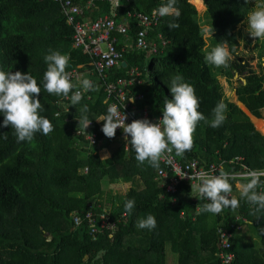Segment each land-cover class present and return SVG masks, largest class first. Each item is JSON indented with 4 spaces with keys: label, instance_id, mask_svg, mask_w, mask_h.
<instances>
[{
    "label": "trees",
    "instance_id": "16d2710c",
    "mask_svg": "<svg viewBox=\"0 0 264 264\" xmlns=\"http://www.w3.org/2000/svg\"><path fill=\"white\" fill-rule=\"evenodd\" d=\"M201 1L206 7L204 20L194 1L177 0L179 27L170 30L167 25L173 17H162L161 24L150 32V39L161 33L170 41L162 54L152 56L130 49L124 53L127 66L114 67L108 81L126 77L133 66L144 74L147 69V81L135 83L132 91L144 93V105L151 106L154 115L162 116L163 102L172 98L168 83L179 73L195 88L200 102L198 111L210 120L212 109L224 101L227 119L218 129L200 121L192 150L182 158L175 155L177 159H198L205 165L223 163L230 173L245 169L262 172L264 68L258 62L257 72L239 54L238 34L241 35L240 27L251 11L250 1ZM163 2L120 0L115 11L107 0H96V10L85 11L87 0H77L76 4L83 10L84 19L95 21L115 14L121 22L127 12L151 14ZM211 25L215 31L213 42L208 44L201 29ZM131 26L130 34L135 38L142 27ZM72 35L73 29L66 24L54 0H0V70L30 73L42 83L47 68L44 56L49 49L70 57L67 72L78 66L81 71L93 70L91 59L73 47ZM220 43L233 52L234 59L227 69L204 61V50L210 51ZM258 56H264V44ZM235 74L245 79V84L239 82L237 89L238 106L225 98L220 82L223 76L231 82ZM94 76L90 80L99 91L86 92L76 106L66 97L49 95L42 89L38 98L45 110L40 114L51 121L54 130L48 135L36 133L31 143H18L13 130L2 126L0 114V264H168L166 251L177 259V264H219L222 259L218 229L222 224L224 230L235 232L230 226L236 215L249 220L245 227L251 239L248 242L243 235L245 229L235 232L232 247L227 250L233 254L230 264H264V211L255 212L256 206L240 200L235 211L229 208L218 215L200 214L197 208L206 201L195 203L191 186L184 183L175 195L165 194L154 181L156 169L147 163L138 164L119 131L109 139L100 130L104 122L97 119L106 114L108 105L105 83L100 76ZM84 104L89 107V120L97 123L99 139L95 145H89L78 134L82 131L78 109ZM115 141H120V146L110 158L102 159L98 151L108 149ZM137 178L142 190L131 187L126 195L109 191L108 202H103L108 183L127 184ZM261 182L258 191L264 192V176ZM161 195L164 196L160 199ZM94 198L101 199L95 202V212L111 205L109 219L115 225L114 230L104 229L95 237L90 234L85 216ZM127 199L135 200L130 214L124 209ZM149 214L155 216L156 228L138 229L137 221ZM74 217L79 219L78 225L73 222ZM96 224L100 225V219ZM101 252L103 255L97 258Z\"/></svg>",
    "mask_w": 264,
    "mask_h": 264
},
{
    "label": "clouds",
    "instance_id": "9594fccd",
    "mask_svg": "<svg viewBox=\"0 0 264 264\" xmlns=\"http://www.w3.org/2000/svg\"><path fill=\"white\" fill-rule=\"evenodd\" d=\"M245 2L247 3V0ZM176 4L177 0H165L153 12V15L160 17H173L167 25L170 30L179 27L176 20L180 16V11ZM119 5L117 0L116 7ZM201 31L204 39H208L213 36L215 29L213 25L203 26ZM246 31L254 41L256 40V43L259 40L264 41V4L257 5L248 12ZM131 45H133L132 41ZM131 49H134L133 46ZM204 53V61L217 68L227 69L233 60V52L224 43L217 44L210 51L205 49ZM69 60L68 55L62 54L58 50L49 49L48 54L44 56L47 68L43 73L42 83H38L30 73L0 70L2 126L10 127L13 130V135L18 143L25 141L31 143L36 133L48 135L54 130L51 121L40 114L45 110L38 98L42 89L49 95L70 98V104L74 106L80 104L84 93L99 91L98 85L90 79L84 78L76 83L72 81L70 74L66 71ZM168 87L172 98L163 102L162 117L157 123H153L147 118L134 119L130 123H125V113L121 114L118 106L114 104L109 105L106 114L97 119V121L104 122L101 130L109 139L115 137L117 128L122 129L123 138L126 141L125 146L134 151L138 164L147 163L156 171L160 169L161 159L166 154L174 152V155L182 158L186 152L192 150L194 133L200 121H204L213 129H218L227 119V104L224 101L218 102L212 109L210 120L198 111L200 102L195 88L185 82L179 73L170 78ZM78 112V126L85 131L91 124L87 115L89 112L88 105L84 104L78 109ZM56 115L59 117L60 114L57 113ZM3 138L6 140L8 137L5 134ZM200 163L205 165L201 161ZM246 171L245 174L236 175ZM240 173H230L221 167L218 175L198 171L194 174L182 173L178 176L184 179L187 175L191 181V193L194 194V201L198 200V203L206 201L197 209L200 214L218 215L224 209L229 208L235 211L239 207L240 200H245L247 203L256 206L255 212L264 211V192L258 191L264 172L245 169ZM233 182H235V189L239 195H233ZM91 205L93 206L89 207L87 213H93L95 217V214L99 217L101 213H106L109 217L107 209L102 212H95L93 211L95 203H91ZM134 208V199L125 200L124 209L126 213H132ZM108 220L110 221V219ZM111 223L113 228L110 230H114L115 225L113 222ZM156 226V218L151 214L147 215L146 218H140L136 223L138 229L150 231ZM102 255L103 252L98 253L97 258Z\"/></svg>",
    "mask_w": 264,
    "mask_h": 264
},
{
    "label": "built area",
    "instance_id": "2783aa9c",
    "mask_svg": "<svg viewBox=\"0 0 264 264\" xmlns=\"http://www.w3.org/2000/svg\"><path fill=\"white\" fill-rule=\"evenodd\" d=\"M54 1L55 4L59 5L62 14L65 16L66 24L73 29V47L80 49L84 55H87L91 59V63H93L91 65L94 67L93 70H91V72L88 71L87 74L85 71L80 70L81 66L68 71L72 81L76 83L78 80L84 78L90 79V73L98 75L105 83V104L108 106L113 104L118 106L121 114L125 113V123H130L134 119L144 118H147L153 123H157L162 116L154 115L151 106L144 105L145 94L132 91L135 83L141 84L147 81L146 78L141 77L145 74L138 66L129 68L126 77L117 78L115 81H108V75L114 67L122 66L124 53L130 50L128 41H132L134 49L141 50L147 54H162V51L169 45L170 41L163 35H159L157 43H150L149 38L150 32L161 24L162 17L153 15V10L151 14L127 12L124 20L121 22H118L117 15L115 14L102 16L95 21H91L83 18V10L76 4L77 0ZM95 1L96 0H87L85 11L91 9L96 10ZM107 1L113 7L114 11L120 7V5L116 7L117 0ZM190 1L193 3L192 0ZM118 2L120 4V0H118ZM131 24L142 27L135 38H132L130 34L132 29ZM120 43H122L121 48L118 47ZM145 72L147 74V69H145ZM66 100H70V98H66ZM100 128L102 129V125H100ZM96 130L97 123L91 121L90 126L85 130L86 132L82 130L79 131L78 134L84 136L89 145H95L99 139ZM116 131L121 133V138L124 140L123 130L117 128ZM124 142L126 143L125 140ZM221 167L223 168V163H212L208 166L202 165L197 159L182 163L176 158L174 152H172L166 154L161 159L160 169L156 171L154 181L158 184L160 190L163 188L165 194L175 195L181 183L191 186V181L187 178V175L194 174L198 171H206L210 174L218 175ZM262 172H264V170H262ZM182 173L187 174L184 179L178 176V174ZM245 173H247V171L236 175ZM163 196L164 195H161L160 199L163 198ZM194 202L198 203V200ZM86 219L88 220L90 234H93L94 237L104 229L109 230L113 228L106 213H101L98 218H96L93 213H87ZM98 219H100L99 227L97 225L98 223L96 224ZM234 221L230 227L235 230L236 233L237 230H243L246 224H249L248 219L242 215H236ZM73 222L78 225L79 219L74 217ZM240 222L243 224H239ZM221 225L222 224H220L218 233L219 248L221 251L220 257L222 261L219 264H230L233 254L230 252L227 253V250L232 247V240L236 233L224 230Z\"/></svg>",
    "mask_w": 264,
    "mask_h": 264
},
{
    "label": "rangeland",
    "instance_id": "374dc122",
    "mask_svg": "<svg viewBox=\"0 0 264 264\" xmlns=\"http://www.w3.org/2000/svg\"><path fill=\"white\" fill-rule=\"evenodd\" d=\"M193 1L196 4V8H197L198 12L201 14V17H202L201 19L204 20L206 7L204 6V4L202 3L201 0H193ZM249 1H250L251 10H253L257 5L264 4V0H249ZM246 28H247V20L240 27L241 35L238 34L239 39H240L239 54H241L243 58L247 59L250 62V65L252 66V68L258 72L259 71V68L257 66L258 62H260L261 67L264 68V61H262L261 58H259V56H258V54H259L260 50L262 49V46L264 43H262V40H259L256 43L255 42L256 40L254 41V39L252 37H250L249 33L246 31ZM159 35H163V34L160 33L155 38L150 39V43H157ZM211 39H212V36L207 39L208 44H210V41L213 42ZM132 46L134 47V45H131L130 49L132 48ZM209 46H211V45H209ZM148 55H152V54H148ZM257 56H258V58H257ZM233 59H234V57H233ZM88 71L91 72V70H85L86 74L88 73ZM93 76H94L93 73L89 74L90 78L95 77V76L94 77ZM144 77L147 79L148 75L145 74ZM243 80H245V79L240 74L235 75L234 79L231 82L229 80H227L224 76L220 77V82H221V85L223 86L225 98H227L231 103L235 104L236 106H238V104H237L238 103L237 102V89L240 85L239 82L243 83ZM261 114L264 116L263 113H261ZM262 120H264V119H262ZM100 130H101V128H100ZM120 140L122 141V139H120ZM119 142L115 141L108 149H104V150L99 151L100 157L102 159L110 158L111 155L113 154V152L120 146L121 142L120 143ZM131 187L135 188V190H137V191L142 190V183L139 180V178L135 179L132 183H127V184L122 182V181L110 182V183H108V187L106 188V193L103 196L102 200L104 203L108 202V199H109L108 192L109 191H111L112 194L118 193L121 195H126V193L130 190ZM235 193H237L239 195V193L237 191ZM98 201H101V199L100 198H94L93 200H91V203H95ZM106 209L109 211V209H111V205H108V207ZM244 229L246 230L247 227H244ZM244 229H243V231H244ZM249 234L250 233L248 230H246L243 233V235L245 236V238L247 239L248 242H250V239H251ZM166 253H167L168 264H174V263L177 264V259L174 256L169 255L167 251H166ZM168 256L170 257V260H169ZM175 259H176V262H175Z\"/></svg>",
    "mask_w": 264,
    "mask_h": 264
},
{
    "label": "crops",
    "instance_id": "0c3cea01",
    "mask_svg": "<svg viewBox=\"0 0 264 264\" xmlns=\"http://www.w3.org/2000/svg\"><path fill=\"white\" fill-rule=\"evenodd\" d=\"M128 44H130V46H129V48L131 47V41L130 42H128ZM259 55V54H258ZM257 58H258V56H257ZM259 58H261V60L262 61H264V56L263 57H259ZM258 60V59H257ZM262 113L264 114V110L262 111Z\"/></svg>",
    "mask_w": 264,
    "mask_h": 264
},
{
    "label": "water",
    "instance_id": "95a60500",
    "mask_svg": "<svg viewBox=\"0 0 264 264\" xmlns=\"http://www.w3.org/2000/svg\"><path fill=\"white\" fill-rule=\"evenodd\" d=\"M122 66L123 67H126L127 66V62L124 60L123 62H122ZM235 75H237V74H235ZM245 83V81H243V84Z\"/></svg>",
    "mask_w": 264,
    "mask_h": 264
},
{
    "label": "bare ground",
    "instance_id": "6f19581e",
    "mask_svg": "<svg viewBox=\"0 0 264 264\" xmlns=\"http://www.w3.org/2000/svg\"><path fill=\"white\" fill-rule=\"evenodd\" d=\"M243 81H245V80H243Z\"/></svg>",
    "mask_w": 264,
    "mask_h": 264
}]
</instances>
